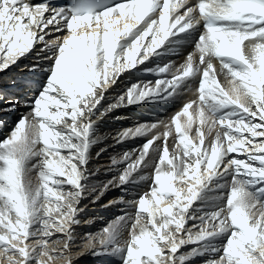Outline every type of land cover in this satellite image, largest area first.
I'll return each instance as SVG.
<instances>
[{"label":"snow or ice","instance_id":"snow-or-ice-1","mask_svg":"<svg viewBox=\"0 0 264 264\" xmlns=\"http://www.w3.org/2000/svg\"><path fill=\"white\" fill-rule=\"evenodd\" d=\"M193 39L198 62L189 53L175 71L172 61L146 69L170 78L133 83L96 115L122 73L178 54ZM33 50L28 71L46 79L23 102L29 112L0 139V264H74V246L75 259L108 256L118 264L197 257H206L204 264H264V0H71L60 7L0 0V72ZM197 79V99L170 124L138 123L117 134V143L150 135L140 149L112 158L113 166L125 164L118 178L90 182L99 120L120 107L176 99ZM19 106L8 100L0 111ZM146 168L150 176L140 174ZM149 179L137 199L102 205H134V213L124 211L77 244L76 227L95 219H80L82 199L97 193L96 203L110 186L125 190Z\"/></svg>","mask_w":264,"mask_h":264},{"label":"bare ground","instance_id":"bare-ground-1","mask_svg":"<svg viewBox=\"0 0 264 264\" xmlns=\"http://www.w3.org/2000/svg\"><path fill=\"white\" fill-rule=\"evenodd\" d=\"M120 27H123V23H121ZM202 31H204V29L202 26H200L196 33V36L198 37L199 33ZM64 34V32L55 33V35H59L61 37ZM46 39H51V37H46ZM194 39L193 41L186 42L185 45L179 49L178 54L163 55L159 58H152L150 61L145 62L144 65H137L136 69L122 73L117 83L111 86L107 91L105 99L101 102V105L99 106V111L96 112V115L99 116L100 111L106 109L110 103H114L115 98L118 97L120 94L124 93L126 89L130 87L133 83L151 81L154 85V82L157 78H170L168 74H160V76L158 77L155 73H148L146 69H143L142 66L151 67L153 69L156 67L157 64L162 66L163 63L172 61L174 63L172 71H175L176 68H179L181 65L185 64L189 53H194V60L198 62L199 54L195 51ZM39 47L40 45H37V49ZM28 61L31 63H27ZM35 62L36 51L33 50L31 53L27 54L26 57L20 58L17 64L11 66L10 69L0 72V96L3 97V99H0V108L6 107L8 100H17L20 102V106L17 107L15 111H0V122H2V126H0V139H2L4 135L9 133V131L14 127L15 122L18 121L21 115L29 112L30 109L28 107L23 106V102L25 100H31L36 95L39 85L42 84L46 79L47 73L45 72L28 73L27 69L30 65ZM49 63L50 62L48 61L41 62L43 67H47ZM23 64H25L23 68H18ZM216 67L217 69H219L218 63H216ZM14 69H17V71ZM20 70L21 72H18ZM219 78L223 86L225 88H228L229 85L224 79V77L220 76ZM13 81H15L16 83L13 84ZM128 83H130V85ZM197 86L198 79L192 82V88L190 90H183L176 99L168 100L165 102H142L132 106L120 107L111 112H108L107 115H105L101 120H99L96 125L95 132V136L99 138V141L91 147L90 159L87 164L88 173H95V175L91 176L90 182L99 183L102 186L104 183H106L113 177L118 178V175L120 174V172L123 171L125 164L120 163L116 166H113L111 163L112 158L116 157L117 160H120L124 152L131 151L133 149H140L145 140L150 138L149 135L147 137H139L133 140L126 139L123 142L117 143V134L119 132L127 128L135 127L138 123H152L162 120L165 123L170 124L172 116H174L177 112L181 110L182 105L184 103L190 100L197 99L198 93L195 90ZM192 111L193 109H190V112ZM93 119H95V117H93ZM180 119L181 122H183L185 117H181ZM164 130L165 129L163 128V126H160L158 129L161 134ZM173 132H175L174 126L171 128V135L169 137L170 149L175 143V134ZM192 135L193 138H195L194 132L192 133ZM102 149L103 151H101ZM97 153H99V156H97ZM106 155L109 156V159H105ZM133 159H135V155H133ZM151 173L152 168H146L140 174H147L150 176ZM31 178L33 180V183L37 182L36 172L34 175L31 176ZM150 184L151 180L149 179L148 181L141 182L136 186L128 184L124 186L125 190H122L121 187L110 186L108 190L104 192L103 196L100 197V199H102L107 194L112 195L107 201L103 203V205L107 204L109 201H118L121 196H123L125 200L137 199L140 194L148 192ZM94 194L95 196L97 195V193H92L91 195H88L86 198L81 200L79 206L86 207L84 212L80 214V219L82 216H85L84 218H87V220L94 218L96 212L101 208L99 200L96 203L91 202L95 197L92 196ZM116 204L121 203H114L111 207L114 208L118 206ZM121 205L124 207V204ZM124 211H132L134 213L135 206L131 209H124L123 211H121V214ZM121 214L111 213L109 214V217L107 219H105V217L100 220V223H97L93 226H91V224H86L83 230H76L77 244H79L80 238L83 237L84 233L99 232L110 221H112L114 218ZM95 222L96 221H94L92 224H94ZM192 231L195 234L198 229H192ZM127 238L128 234L127 232H125L124 239ZM180 253L186 252L183 250V248H181L178 254ZM76 254L77 249L76 246H74L72 251L74 264H89L90 261L93 262V260L97 258L88 254L80 256L79 259H75ZM114 259L115 258H113L112 260L114 261ZM205 259L206 257H197L194 261L188 262V264H204ZM115 262L116 264H118V261ZM102 263L98 262L97 264Z\"/></svg>","mask_w":264,"mask_h":264},{"label":"rangeland","instance_id":"rangeland-1","mask_svg":"<svg viewBox=\"0 0 264 264\" xmlns=\"http://www.w3.org/2000/svg\"><path fill=\"white\" fill-rule=\"evenodd\" d=\"M27 63H31V62H27ZM20 65V64H19ZM25 64H23L22 66H19L18 68H20L21 69V67L23 68V66H24ZM143 67V69H152L151 67H144V66H142ZM14 70H16L17 71V69H14ZM13 70V71H14ZM24 70V69H23ZM22 70V71H23ZM27 71H28V69H27ZM18 72H21V70L20 71H18ZM148 73H150L149 71H147ZM28 73H31V72H29L28 71ZM153 73V72H152ZM129 85H130V83H128ZM195 100V99H194ZM1 103V102H0ZM135 124H137V123H135ZM174 134H175V132H173ZM133 139H135V138H132V139H129V140H133ZM105 159H109V156H105ZM35 174V171L33 170V172L31 173V176L32 175H34ZM108 193V192H107ZM92 196H95V194L94 195H92ZM112 195L111 194H107V195H105L102 199H99V202H100V204H101V208L96 212V214L94 215V221H96L94 224H91V226H93V225H95V224H97V223H100V220H102L103 218H105V219H107L108 217H109V214H111V213H115V214H121V211H123L124 209H128V208H126V206L124 205V207L121 205V204H116V205H118V206H116V207H111V206H109V207H107V208H104V207H102V205H103V203L105 202V201H107L110 197H111ZM132 208H134V206H132ZM121 209H123V210H121ZM85 216H82L81 217V220L82 221H84V220H87V218L85 219L84 218ZM84 218V219H83ZM192 221H188V224H187V227H191V225H192ZM84 225V226H83ZM85 225L86 224H81L80 226H77L76 227V229H75V231L76 230H79V231H81V230H83V228L85 227ZM78 231V232H79ZM192 247H195V245H186V246H183L182 248H183V250L185 251V252H187V251H189ZM113 259V258H112ZM111 259V257H108V256H99V257H97V258H95L94 260H93V262L92 261H90L89 262V264H97L98 262H100V263H102V261H103V263L102 264H116V262L115 261H117V260H115L114 259V261Z\"/></svg>","mask_w":264,"mask_h":264}]
</instances>
